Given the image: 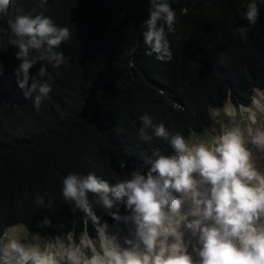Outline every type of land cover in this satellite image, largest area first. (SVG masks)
<instances>
[{
    "label": "trees",
    "instance_id": "trees-1",
    "mask_svg": "<svg viewBox=\"0 0 264 264\" xmlns=\"http://www.w3.org/2000/svg\"><path fill=\"white\" fill-rule=\"evenodd\" d=\"M247 2L171 3L177 17L167 37L173 59L161 62L145 55L148 0H14L16 14L42 13L72 35L59 49L67 66L44 64L43 78L41 64L30 70L36 79L51 77L52 91L37 110L18 87L21 61L18 49L7 45L10 29L0 33L6 45L0 50V238L17 224L49 238L66 232L83 216L74 217L63 203L62 180L70 173L95 174L115 185L133 171L146 174L153 148L172 154L167 141L139 139L145 113L187 138L210 125V108H223L229 99L248 103L253 88L264 90V0H256L258 22L242 36ZM0 24L8 29L7 19ZM35 194L52 205L36 209ZM117 206L122 216L129 214ZM96 213L109 225L116 222ZM44 217L51 227L37 228ZM88 230L95 234L91 222Z\"/></svg>",
    "mask_w": 264,
    "mask_h": 264
},
{
    "label": "clouds",
    "instance_id": "clouds-1",
    "mask_svg": "<svg viewBox=\"0 0 264 264\" xmlns=\"http://www.w3.org/2000/svg\"><path fill=\"white\" fill-rule=\"evenodd\" d=\"M148 2L149 18L142 23L145 55L171 62L167 37L175 31L177 18L171 3L179 0ZM13 5L14 0H0V21L7 19L8 25L5 29L0 24V33L10 29L7 45L18 49L16 58L21 61L15 70L18 87L39 110L52 91L51 77L36 79L30 70L41 64L43 78L44 64L67 66L59 49L72 34L42 13L16 14L19 10ZM245 8L247 26L238 29L242 36L259 19L256 0ZM5 47L0 36V50ZM252 93L248 103L229 99L222 109L210 108L212 129L202 134L191 131L187 138L162 122L154 123L150 114L140 116L139 139L167 141L172 154L153 148L145 158L146 174L133 171L115 185L91 173L68 174L60 190L63 203L74 217L77 212L83 216L52 238L23 224L9 226L3 233L7 249L21 264H264V169L258 166L261 156L254 155V150L264 154V90L253 88ZM221 112L223 117L217 119ZM118 202L129 215L119 213ZM32 203L36 209L52 205L40 194ZM97 208L118 223H131L132 237L121 238L97 215ZM90 222L94 235L88 230ZM36 227H51V221L44 217ZM186 231L195 242L185 239Z\"/></svg>",
    "mask_w": 264,
    "mask_h": 264
},
{
    "label": "rangeland",
    "instance_id": "rangeland-1",
    "mask_svg": "<svg viewBox=\"0 0 264 264\" xmlns=\"http://www.w3.org/2000/svg\"><path fill=\"white\" fill-rule=\"evenodd\" d=\"M221 117H223L222 112H221V116L217 117V119H220ZM213 126H214V120L212 119L210 125L206 127V129L210 131ZM215 127L218 129L219 125H215ZM254 155L261 156V158L258 160V166L264 169V154L258 153L254 150ZM185 209H186V206H185ZM129 214H126L123 216H127ZM110 226H112L116 230V232L119 233L121 238H123L124 236H128L129 238L132 237V234H133L132 230L134 229V226L131 223L125 225L123 223L115 222ZM185 239L195 242V237L192 236L190 231L185 232ZM6 245H7V239L2 235L0 238V264H16V262L19 260L17 254L10 252L7 249ZM189 251H191V248H189Z\"/></svg>",
    "mask_w": 264,
    "mask_h": 264
},
{
    "label": "bare ground",
    "instance_id": "bare-ground-1",
    "mask_svg": "<svg viewBox=\"0 0 264 264\" xmlns=\"http://www.w3.org/2000/svg\"><path fill=\"white\" fill-rule=\"evenodd\" d=\"M184 210H186V209H184ZM132 232H134V229L132 230ZM16 264H21V262L18 260V261L16 262Z\"/></svg>",
    "mask_w": 264,
    "mask_h": 264
}]
</instances>
